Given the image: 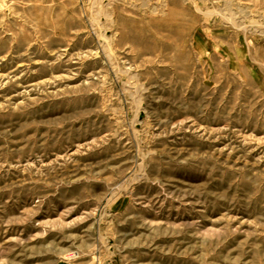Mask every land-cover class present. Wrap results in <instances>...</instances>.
<instances>
[{"label":"rangeland","instance_id":"1","mask_svg":"<svg viewBox=\"0 0 264 264\" xmlns=\"http://www.w3.org/2000/svg\"><path fill=\"white\" fill-rule=\"evenodd\" d=\"M0 264H264V0H0Z\"/></svg>","mask_w":264,"mask_h":264}]
</instances>
